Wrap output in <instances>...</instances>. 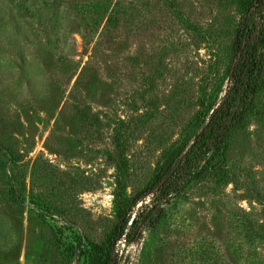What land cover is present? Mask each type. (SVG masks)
<instances>
[{
    "label": "rangeland",
    "instance_id": "374dc122",
    "mask_svg": "<svg viewBox=\"0 0 264 264\" xmlns=\"http://www.w3.org/2000/svg\"><path fill=\"white\" fill-rule=\"evenodd\" d=\"M90 1L0 0V264H82L65 246L108 234L117 180L142 188L229 84L233 0H121L92 39ZM256 103L229 174L186 185L117 242L119 264H264V69Z\"/></svg>",
    "mask_w": 264,
    "mask_h": 264
},
{
    "label": "trees",
    "instance_id": "16d2710c",
    "mask_svg": "<svg viewBox=\"0 0 264 264\" xmlns=\"http://www.w3.org/2000/svg\"><path fill=\"white\" fill-rule=\"evenodd\" d=\"M233 2L241 13L233 30H229L231 41L226 72L229 84L220 101L216 105L213 102L199 113V123L182 141L167 150L163 161L156 165L142 188L128 195L124 183L117 180L114 226L100 241L82 242L79 236L75 244H66L68 256L73 257L78 251L82 264H119L117 242L133 240L142 225L160 219L164 205L175 194L211 173L229 174L224 165L228 138L244 125L250 114L263 112L258 110L256 98L264 69V0ZM28 7L24 5L25 9ZM78 9L84 21V31L92 39L100 26L99 35L119 26L127 8L121 0H91L88 4L79 5ZM191 28L200 31L193 25ZM83 120L94 122L96 119L85 117ZM119 139V135L116 136V145L122 147ZM15 189L11 188V197L20 203L23 198Z\"/></svg>",
    "mask_w": 264,
    "mask_h": 264
}]
</instances>
